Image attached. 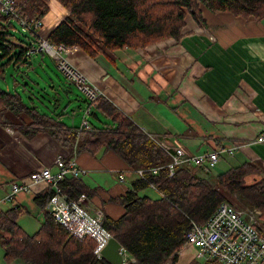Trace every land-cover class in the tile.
<instances>
[{"label": "trees", "instance_id": "16d2710c", "mask_svg": "<svg viewBox=\"0 0 264 264\" xmlns=\"http://www.w3.org/2000/svg\"><path fill=\"white\" fill-rule=\"evenodd\" d=\"M57 1L67 14L45 38L53 44L78 46L95 59L102 56L110 66L106 73L116 75L122 86L132 93L136 92L132 87L135 79L129 68L119 62L113 53L115 49L143 48L169 38L180 42L187 16L204 28L220 26L209 24L207 14L228 13L245 20L264 21V0ZM11 9L6 13L0 5V78H5L8 68L19 70L21 80H15L14 84L19 83V89L0 87V105L30 118V122L18 125V130L25 136L48 132L68 150L66 162L81 152L99 157L112 151L131 169L142 171V177L122 195L111 198L124 208V212L117 218L104 216V225L134 258L128 264H175L191 222H204L223 200L239 208H258V225L264 231V166L259 163L245 159L216 174L214 180H210L199 165L177 164L170 174L169 152L104 94L88 99V103L96 108L95 118L100 120L99 112L106 120L91 123L90 129L82 128L78 133L77 127L61 119L62 113L44 111L40 105L42 99L36 94H41L44 87L38 88L35 83L29 88L26 77L37 63L32 54L46 52L38 50L28 54L27 51L39 42L38 31L42 18L49 11V0H12ZM13 18L29 22L27 28L22 25V38H16ZM35 22L40 23L36 25ZM196 40L206 38L199 36ZM49 57L57 66L56 60ZM38 64L41 63L38 61ZM65 82L76 84L66 76ZM222 147L227 146L216 148ZM225 154L222 152L220 159ZM59 186L71 196L85 193L89 197L94 191L84 185L80 176L71 173L59 181ZM145 186L155 187L160 195H140L138 190ZM53 191L48 184L34 197L44 216L39 227L31 233L19 224L17 205L0 209V246L5 261L112 264L103 256H96L93 251L96 243L91 237L80 239L70 235L46 210ZM188 264L219 263L214 259L202 262L192 259Z\"/></svg>", "mask_w": 264, "mask_h": 264}, {"label": "crops", "instance_id": "0c3cea01", "mask_svg": "<svg viewBox=\"0 0 264 264\" xmlns=\"http://www.w3.org/2000/svg\"><path fill=\"white\" fill-rule=\"evenodd\" d=\"M66 14L62 4L49 0V11L38 31L40 37H46ZM207 17L209 24L220 26L199 27L187 16L180 42L169 38L143 48L113 51L134 77L135 93L124 88L116 75L106 73L110 66L102 56L95 59L78 46H66L64 56L85 76L88 85L132 116L146 132L182 145L194 154L234 145L243 154V160L259 154L264 164V148H256L264 145V141L256 140V136L264 134V22L228 13ZM199 36L206 40L195 41ZM39 65L43 67L42 63ZM0 79V87L13 90L5 78ZM16 84L14 89H19L20 84ZM66 94L69 96V92ZM97 113L101 122L106 120ZM71 121L75 127L82 122L75 124L73 118ZM22 122H30L25 113L16 114L0 105V194L9 190L12 179L20 180L45 166L55 173L58 155L67 160L68 150L48 132L25 136L17 127ZM74 162L84 185L94 190L88 195L87 206L100 209L104 216L119 217L124 208L111 198L122 195L141 177L138 170L131 169L112 151L99 157L81 152L75 155ZM206 174L214 180L211 169ZM44 188V184L35 183L18 192L14 203H4L0 209L17 205L18 217L21 212H42L34 197ZM138 193L160 195L153 186L142 187ZM188 248L190 255H183ZM194 257L195 249L183 246L175 264H188ZM0 264L25 262H6L0 246Z\"/></svg>", "mask_w": 264, "mask_h": 264}, {"label": "built area", "instance_id": "2783aa9c", "mask_svg": "<svg viewBox=\"0 0 264 264\" xmlns=\"http://www.w3.org/2000/svg\"><path fill=\"white\" fill-rule=\"evenodd\" d=\"M11 4L12 0H0L1 10L6 13L12 10ZM40 22H35V24ZM20 23L25 28L29 24L25 19H22ZM38 50L46 52L52 58L59 59L60 62L57 64L59 70L79 88H82L88 99L97 97V91L86 83L85 76L68 60L62 59L61 56L64 55L66 46L50 43L45 37H40L38 44L31 46L27 53ZM82 128H91L90 123L84 118L76 128V132L78 133ZM154 138L171 156V161L167 164L170 174L173 173L175 165L182 163L199 165L207 171L216 166L222 152L232 154L237 147L232 145L194 154L184 146L165 138L159 136ZM256 140L264 141V134H259ZM55 165L58 168L55 173L45 166L32 171L20 180L12 179L9 190L0 195V208L4 203H14L18 192L28 189L35 183H42L45 186L51 184L54 191L46 204L47 211L57 223L68 230L70 235L80 239L91 237L96 243L94 253L97 257H102V249L113 237L104 225V214L100 209L87 206L88 197L85 193L71 196L59 186V181L65 175L71 173L79 176L81 174L74 159L66 162L63 155H58ZM138 173L142 177V171L138 170ZM259 214L258 208H239L230 201L223 200L204 222H191L190 228L184 234L185 241L182 247L195 248V256L204 261L214 259L219 264H264V231L258 225ZM119 251L123 264L134 261L123 246Z\"/></svg>", "mask_w": 264, "mask_h": 264}, {"label": "rangeland", "instance_id": "374dc122", "mask_svg": "<svg viewBox=\"0 0 264 264\" xmlns=\"http://www.w3.org/2000/svg\"><path fill=\"white\" fill-rule=\"evenodd\" d=\"M13 22L16 26V28L14 29L16 38L18 37L22 38V32L24 30L22 24L20 23V21H18L15 18H13ZM32 59L35 63L36 62L37 63L35 68L32 67L29 70L30 77L27 76L26 82L28 80L29 88L32 87L33 84L35 83L39 85L38 88L44 87V89L41 90L42 92L41 94L36 92V94L40 95V98L42 99L40 105L44 111L48 113H62L63 118L65 119L64 121L69 124L72 122L71 118L74 119L75 124H79L83 118L87 120L89 123L90 122L94 124L100 123V121L93 116L92 112L95 111L96 108L93 105H89L88 103L89 100L86 92L82 88H79L74 83L67 84L65 82V75L59 69H57L58 67L54 65L53 61L51 60L48 54L44 53L42 55L36 53L35 55H33ZM38 61L42 63L43 68L38 64ZM6 71L7 72L5 73L4 80L8 82L10 89H14L15 80H21V75L18 72L15 73L16 71L9 70L8 68H6ZM45 79H47L48 81H46ZM3 84H5V82H3ZM68 92H69V96H67L66 94ZM99 93L100 92L97 91V95ZM55 94L58 95V97L56 95V97L58 98V102L56 100V97H54ZM42 95L43 97H41ZM23 98L26 100L25 96ZM91 123L90 125H92ZM151 135L153 137L156 136L153 134ZM256 148L257 149L264 148V145H257ZM237 150H235L232 154L226 153L225 156H223L219 160V162L216 164L214 168L213 167L210 168L214 176L228 169L230 166L242 162L243 154L237 152ZM259 157L260 155L258 154L254 159H249V158L248 159L264 166L262 160ZM261 158L264 159V156H262ZM209 176L208 178L210 179ZM4 205L5 204H2V206ZM24 205H26V207H29L28 204H24ZM43 216H44L43 213L40 211L36 213L21 212V214L18 217V222L26 230L27 233H31L39 227L40 222L43 219ZM191 252L192 251H190L188 248L184 250L183 255L184 254L190 255ZM194 259L199 262L204 261L202 258H199L197 256H195ZM179 264H181V262H179Z\"/></svg>", "mask_w": 264, "mask_h": 264}, {"label": "water", "instance_id": "95a60500", "mask_svg": "<svg viewBox=\"0 0 264 264\" xmlns=\"http://www.w3.org/2000/svg\"><path fill=\"white\" fill-rule=\"evenodd\" d=\"M121 244L118 240L112 237L107 245L102 249V256L112 264H123L122 255L120 253Z\"/></svg>", "mask_w": 264, "mask_h": 264}, {"label": "bare ground", "instance_id": "6f19581e", "mask_svg": "<svg viewBox=\"0 0 264 264\" xmlns=\"http://www.w3.org/2000/svg\"><path fill=\"white\" fill-rule=\"evenodd\" d=\"M61 57H62V59H65V60H67V59H66V57H65L64 55H62ZM54 59H55V58H54ZM55 60L57 61V64L60 62V60H59V59H55Z\"/></svg>", "mask_w": 264, "mask_h": 264}]
</instances>
